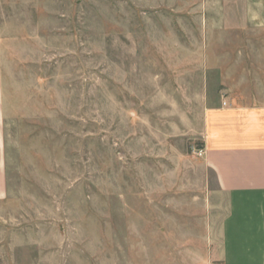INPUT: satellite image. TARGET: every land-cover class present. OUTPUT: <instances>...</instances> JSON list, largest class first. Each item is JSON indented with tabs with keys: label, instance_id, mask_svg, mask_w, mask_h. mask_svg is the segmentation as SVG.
Returning <instances> with one entry per match:
<instances>
[{
	"label": "rangeland",
	"instance_id": "rangeland-1",
	"mask_svg": "<svg viewBox=\"0 0 264 264\" xmlns=\"http://www.w3.org/2000/svg\"><path fill=\"white\" fill-rule=\"evenodd\" d=\"M259 77L264 0H0V218L26 243L0 264H130L126 188L199 170L202 101Z\"/></svg>",
	"mask_w": 264,
	"mask_h": 264
},
{
	"label": "crops",
	"instance_id": "crops-1",
	"mask_svg": "<svg viewBox=\"0 0 264 264\" xmlns=\"http://www.w3.org/2000/svg\"><path fill=\"white\" fill-rule=\"evenodd\" d=\"M255 81L202 101L199 170H144L126 188L130 264H264V77ZM4 146L0 125V203L8 196ZM6 225L0 218V245L26 244L18 232L10 241Z\"/></svg>",
	"mask_w": 264,
	"mask_h": 264
},
{
	"label": "built area",
	"instance_id": "built-area-1",
	"mask_svg": "<svg viewBox=\"0 0 264 264\" xmlns=\"http://www.w3.org/2000/svg\"><path fill=\"white\" fill-rule=\"evenodd\" d=\"M198 153H200V155H202L203 154V149H200Z\"/></svg>",
	"mask_w": 264,
	"mask_h": 264
}]
</instances>
